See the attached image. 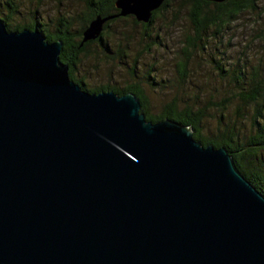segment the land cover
I'll return each mask as SVG.
<instances>
[{
    "label": "water",
    "instance_id": "1",
    "mask_svg": "<svg viewBox=\"0 0 264 264\" xmlns=\"http://www.w3.org/2000/svg\"><path fill=\"white\" fill-rule=\"evenodd\" d=\"M164 1L116 6L149 23ZM62 48L0 21V264H264V195L229 150L84 90Z\"/></svg>",
    "mask_w": 264,
    "mask_h": 264
},
{
    "label": "rangeland",
    "instance_id": "2",
    "mask_svg": "<svg viewBox=\"0 0 264 264\" xmlns=\"http://www.w3.org/2000/svg\"><path fill=\"white\" fill-rule=\"evenodd\" d=\"M11 1L16 13L12 14L3 5L0 18L12 14L13 25L27 24L37 18L50 31L59 19L69 20L73 29H78L87 11L85 0ZM182 4L180 0L173 1L168 10L157 16L148 32L150 38L144 36L142 25H135L132 18L114 23L113 55L104 56L92 44L80 56L77 76L84 78L90 87L139 84L152 113L160 114L167 104L175 102L179 110L189 107L203 111L204 136L220 137L227 126L234 125L240 138H244L251 133L255 106L241 100L234 82L219 74L212 58L221 61L227 69L245 63L249 69L260 67L264 71V0L256 11L242 12L227 28L210 31L203 50L186 49L190 57L185 71L179 63L186 60L183 51L193 30ZM181 6L183 12L178 14ZM123 50L125 56L120 57Z\"/></svg>",
    "mask_w": 264,
    "mask_h": 264
},
{
    "label": "trees",
    "instance_id": "3",
    "mask_svg": "<svg viewBox=\"0 0 264 264\" xmlns=\"http://www.w3.org/2000/svg\"><path fill=\"white\" fill-rule=\"evenodd\" d=\"M173 1L165 0L163 4L155 11L149 23L137 20L133 15L120 16V9L116 6V0H85L86 13L82 18V25L78 29H73V23L66 19H59L53 31L47 29L39 19L35 18L27 24L13 25L10 22L12 14H15L14 5L11 0H0V6H6L10 9L11 15L0 18L5 23L9 31H21L25 28H38L50 42L62 41L63 48L60 53V60L69 66V75L72 80L79 83L82 88L91 93H99L101 91H114L119 95L132 92L141 102V112H143L148 120L158 122L163 119H171L190 126L193 129V136L196 140L202 142L205 146L214 145L215 147L225 146L234 158V161L240 172L248 181L264 195V71L260 67H251L243 63L236 64L231 69L225 68L221 61L212 58L213 64L222 77L230 78L236 86V92L241 100L246 104H254V115L252 116L251 133L244 138H240L234 125L227 126L222 132V136L209 138L201 133V123L203 119V111H193L186 107L179 110L175 102L167 104L165 110L160 114H154L150 111V103L142 86L139 84L128 85L126 87L117 86H98L90 87L84 80L77 76L78 63L80 56L87 53L89 47L93 44L104 56H112L113 48L111 45L114 34L112 25L120 20L133 19L135 25L141 24L144 36L150 38L151 27L157 16L168 10ZM185 9L192 25V35L190 34L186 40V48L183 51L186 60L179 63V66L185 71L187 60L190 53L186 49L199 48L203 50L209 39V32L221 31L228 27L236 20L239 14L245 11H256L261 0H225L216 2L211 0H180ZM41 2V0H40ZM183 7L177 13L183 12ZM97 16L102 18L111 17L103 24V29L99 37L88 40L83 43V33L92 20ZM153 38V37H152ZM151 38V39H152ZM155 40V39H154ZM114 41H116L114 39ZM83 43V44H82ZM120 51V50H119ZM125 56V51H121ZM136 61V60H135ZM134 61V68L136 62ZM133 68V70H134ZM185 75V74H184ZM150 84L152 82L150 81ZM222 137V138H221Z\"/></svg>",
    "mask_w": 264,
    "mask_h": 264
}]
</instances>
